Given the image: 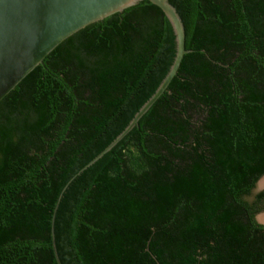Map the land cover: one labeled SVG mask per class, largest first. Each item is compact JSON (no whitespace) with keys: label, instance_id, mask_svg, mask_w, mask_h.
<instances>
[{"label":"trees","instance_id":"1","mask_svg":"<svg viewBox=\"0 0 264 264\" xmlns=\"http://www.w3.org/2000/svg\"><path fill=\"white\" fill-rule=\"evenodd\" d=\"M140 0L0 100V264H264V0ZM108 148V149H107Z\"/></svg>","mask_w":264,"mask_h":264},{"label":"water","instance_id":"2","mask_svg":"<svg viewBox=\"0 0 264 264\" xmlns=\"http://www.w3.org/2000/svg\"><path fill=\"white\" fill-rule=\"evenodd\" d=\"M138 1L0 0V100L67 37ZM149 1L162 9L173 27L176 56L156 92L108 148L134 126L164 91L186 52L184 27L176 9L168 0Z\"/></svg>","mask_w":264,"mask_h":264},{"label":"rangeland","instance_id":"3","mask_svg":"<svg viewBox=\"0 0 264 264\" xmlns=\"http://www.w3.org/2000/svg\"><path fill=\"white\" fill-rule=\"evenodd\" d=\"M264 188V177H262L258 183H257V187H256V190H260ZM258 219L259 220H262L264 222V212H261L257 215Z\"/></svg>","mask_w":264,"mask_h":264}]
</instances>
